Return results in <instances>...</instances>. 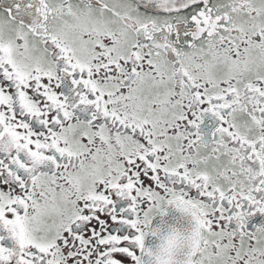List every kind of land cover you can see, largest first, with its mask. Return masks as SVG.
Here are the masks:
<instances>
[{"label":"snow or ice","instance_id":"obj_1","mask_svg":"<svg viewBox=\"0 0 264 264\" xmlns=\"http://www.w3.org/2000/svg\"><path fill=\"white\" fill-rule=\"evenodd\" d=\"M0 264H264V0H0Z\"/></svg>","mask_w":264,"mask_h":264}]
</instances>
